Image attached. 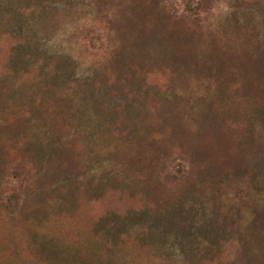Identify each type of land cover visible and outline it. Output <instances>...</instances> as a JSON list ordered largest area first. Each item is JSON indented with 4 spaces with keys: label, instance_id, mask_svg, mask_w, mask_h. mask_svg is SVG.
<instances>
[{
    "label": "rangeland",
    "instance_id": "obj_1",
    "mask_svg": "<svg viewBox=\"0 0 264 264\" xmlns=\"http://www.w3.org/2000/svg\"><path fill=\"white\" fill-rule=\"evenodd\" d=\"M0 264H264V0H0Z\"/></svg>",
    "mask_w": 264,
    "mask_h": 264
}]
</instances>
